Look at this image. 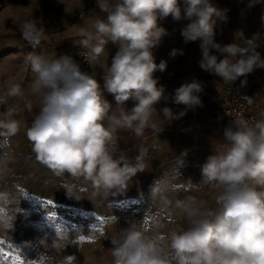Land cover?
I'll list each match as a JSON object with an SVG mask.
<instances>
[{
	"label": "clouds",
	"instance_id": "1",
	"mask_svg": "<svg viewBox=\"0 0 264 264\" xmlns=\"http://www.w3.org/2000/svg\"><path fill=\"white\" fill-rule=\"evenodd\" d=\"M259 2L249 0L248 7ZM96 7L104 16L94 17L91 32L81 27L79 43L87 50L89 64L99 62L109 41L119 44L111 64L101 65L103 88L70 56L50 59L27 54L25 62L35 74L31 92L39 97V111L26 136L36 160L55 176L83 178L93 195L108 197L125 192L132 178L147 169L146 150L140 147L130 159L119 147V133L128 132L137 140L146 130L158 135L166 124L186 114L168 106L156 108L165 86L155 73L168 66L167 60L157 63L153 51L168 34L161 20L169 16L189 20L181 29L184 42L200 41V67L225 82L243 76L241 85H246L247 74L264 69V58L258 51L260 33L249 38L237 30L234 42L216 41L217 24L228 19V9L213 0H183V4L181 0H96ZM18 28L33 49L45 37V24L38 18L23 19ZM170 55H183V49L174 48ZM105 90L114 103L105 97ZM203 91L200 81H186L171 98L194 108L203 106ZM7 97L25 94L18 83H11L0 104H6ZM245 99L251 103L249 96ZM129 100L134 102L130 108ZM24 107L33 112L31 100L25 98ZM18 115L16 104L0 112V142L5 145L20 130ZM223 136L229 146L213 152L201 167L200 183L215 191V206L177 201L187 226L171 230L164 240L149 234L141 221L131 220L110 237L113 264H174V259L179 264H264V119L249 121L238 115L223 129ZM150 194L152 200L160 196L165 205L170 203L158 181ZM153 224L160 227L158 219Z\"/></svg>",
	"mask_w": 264,
	"mask_h": 264
},
{
	"label": "rangeland",
	"instance_id": "2",
	"mask_svg": "<svg viewBox=\"0 0 264 264\" xmlns=\"http://www.w3.org/2000/svg\"><path fill=\"white\" fill-rule=\"evenodd\" d=\"M213 3L220 8L241 6V10L237 7L233 14H241L244 19L233 26L240 25L249 38L260 33L264 41V0L253 7H248L249 0H213ZM86 5L89 6L85 8ZM96 15L104 16L96 7V0H0V92L5 95L9 84L18 83L26 89L25 97L16 105L24 104L25 98L32 101L33 93L28 87L35 74L25 62L29 53L43 54L50 59L67 55L79 64L83 55L88 54L79 43L82 39L79 31L81 27L93 31ZM36 18L45 24V37L33 49L23 39L18 24L23 19ZM160 23L168 34H176V28L187 24L169 18ZM217 26L222 27L221 24ZM165 38L153 50L157 63L162 60L159 47ZM118 49V43L109 41L99 62L107 59L111 63ZM258 51L264 58V42ZM159 73L157 71L155 76ZM246 78L253 92L251 102L264 119V69L258 68ZM171 79L174 82L175 76ZM190 79L187 82L198 80L203 85L204 91L200 94L203 106L188 108L174 103L171 97L180 85L171 86L169 91L165 89L164 98L156 108L168 106L176 113L182 108L186 110L183 118L166 124L158 135L146 130L140 140L128 132L120 133L121 150L130 159H135L140 147L146 150L147 169L137 173L128 189L117 195H93V189L83 178L55 176L36 160L26 137L19 140L11 137L6 145L0 142V264H13L17 253L25 264L28 261L36 264H113L110 237L131 220L141 221L149 234L164 240L171 230L187 226V217L176 207L177 201H203L214 207L216 193L200 183L201 167L209 155L225 151L229 146L223 129L230 123L224 116L223 106L219 105V91L225 83L216 85L213 80L196 76ZM159 83L163 85L160 78ZM133 103L129 100L128 107ZM2 106L5 108L4 104ZM1 107L0 112H3ZM156 119L162 118L157 116ZM156 181L163 196L170 201L167 205L160 196L151 198V187ZM44 201L53 203L49 205ZM52 205L75 208L77 212L56 211ZM97 217H103L104 222L101 224ZM154 218L160 221L158 229L153 224ZM93 225L98 227L93 228ZM80 235H91L93 239L80 242Z\"/></svg>",
	"mask_w": 264,
	"mask_h": 264
},
{
	"label": "crops",
	"instance_id": "3",
	"mask_svg": "<svg viewBox=\"0 0 264 264\" xmlns=\"http://www.w3.org/2000/svg\"><path fill=\"white\" fill-rule=\"evenodd\" d=\"M237 7L241 10V6H238V5H236L234 8H233V6H230V5L224 7V9H228V13H227L228 19L226 21H219L218 22V24H221L222 27L217 26V28H216L217 31H216L215 39L217 42H219L221 44L232 43L235 40V33H236V31H234V28L237 30H241L240 25L233 26V23H241V20L244 19V17L241 14H233V12L237 11L235 9ZM168 18L171 20H174L172 18V16L167 17L165 20H168ZM179 22L186 24L190 21L187 19H181V20H179ZM181 29L182 28H176V31H177L176 34H168L167 36H165L166 38L164 39L163 44L159 47V49H160V56L159 57L162 60H167L168 66L164 72L159 73L158 77L163 82V85L165 86V89L167 91H169L171 86H173L174 88H175V86H178V85L181 86L183 83L188 81V79H190V78L192 79L195 76L197 79L213 80L216 85H220L221 83L232 84V83H237V82L240 84L241 81L245 79V77L242 76L232 83L231 82H225V81H223V79L220 76H218L212 72L203 70L199 64V61L202 57V51L200 50L201 49L200 48V41H192V42L185 43L183 37L179 38L181 36V34H179V32H180L179 30H181ZM237 42L238 43L240 42L239 38L237 39ZM261 42H264V41H262V38H261ZM198 45H199V47H198ZM174 48L183 49V55H177L175 57H172L170 55V53H171L172 49H174ZM213 52L215 54H217L220 59H223V55L216 52L215 49L213 50ZM171 60L173 62H171ZM172 63L174 64V66H172ZM107 64L108 65L111 64L107 59H102L101 63L100 62L97 63L96 61L93 62L92 74L100 82L102 88H103V84H104V74L105 73H104V68L101 65L107 66ZM172 75L175 76L174 82H172V79H171ZM245 86H246V89L242 90V91H243L245 96L250 97L251 93H253V92L251 91V88L249 86L248 78H247V84ZM21 88L25 92L24 89H26V88H23L22 86H21ZM28 88L30 89L29 92H31V86ZM5 91H7V89ZM26 93H28V92H26ZM104 95L109 101H111L113 103L115 102L113 95L108 93L106 90L104 91ZM0 96H4V93L0 92ZM18 100H20V98L7 97V103L4 104L5 108L2 106L3 111L7 107L14 105V103L16 104L18 102ZM32 102L34 105L32 113H29L25 109L23 102L20 105H18L19 115L16 117V119L19 120L21 127H20L19 132L15 136H13L16 140H19L20 138H24V137L27 138V136H26L27 128L31 126L32 117L35 114V112L39 111V108H38L39 97L37 95L33 94ZM1 105H0V107H1ZM219 105L222 107L221 89L219 91ZM2 107H1V109H2ZM181 111H182V108L179 109V112H181ZM181 118H183V116ZM121 141H123V140L120 138V133H119V147H120V149H122L121 144L123 143ZM124 142H126L125 138H124ZM68 208H71V207H68ZM174 264H179V261L174 259Z\"/></svg>",
	"mask_w": 264,
	"mask_h": 264
},
{
	"label": "built area",
	"instance_id": "4",
	"mask_svg": "<svg viewBox=\"0 0 264 264\" xmlns=\"http://www.w3.org/2000/svg\"><path fill=\"white\" fill-rule=\"evenodd\" d=\"M86 55L80 60V68L82 71L92 74L93 62L89 64L86 59ZM221 103L224 110L225 118L231 123L236 116H241L246 120L255 121L259 119L258 114L251 107L250 103L243 98V91L240 84H224L221 87Z\"/></svg>",
	"mask_w": 264,
	"mask_h": 264
},
{
	"label": "snow or ice",
	"instance_id": "5",
	"mask_svg": "<svg viewBox=\"0 0 264 264\" xmlns=\"http://www.w3.org/2000/svg\"><path fill=\"white\" fill-rule=\"evenodd\" d=\"M44 203H47V204L51 205L53 202L52 201H44ZM97 220L101 224L104 222V218L103 217H97ZM147 223H148V221L145 220L144 221L145 226H147ZM97 227H98L97 225H93V228H97ZM98 230L101 231V232L103 231L102 227H99ZM92 239H93V237L91 235H87V236L80 235V236H78V240L80 242L91 241ZM69 259H71V258H69ZM17 262H18V264H25V261L23 259H21V256H20L19 253L16 254L15 259L13 260V264H17ZM27 264H36V262L35 261H28Z\"/></svg>",
	"mask_w": 264,
	"mask_h": 264
},
{
	"label": "trees",
	"instance_id": "6",
	"mask_svg": "<svg viewBox=\"0 0 264 264\" xmlns=\"http://www.w3.org/2000/svg\"><path fill=\"white\" fill-rule=\"evenodd\" d=\"M76 16H78V14L76 15ZM73 20H74V18H73ZM240 86H241V90H245L246 89V86L245 85H241V83H240ZM243 98L245 99V95H244V93H243ZM245 100H247V99H245ZM248 101V100H247ZM250 105H251V107H255L254 106V104H252V103H250ZM254 111H256V113L258 114V116H259V119H261V114L260 113H258L257 112V110L254 108ZM54 210H56V211H60V212H69V213H76V210L74 209V208H68V207H63V206H54V205H52L51 206Z\"/></svg>",
	"mask_w": 264,
	"mask_h": 264
},
{
	"label": "water",
	"instance_id": "7",
	"mask_svg": "<svg viewBox=\"0 0 264 264\" xmlns=\"http://www.w3.org/2000/svg\"><path fill=\"white\" fill-rule=\"evenodd\" d=\"M88 6H89V5H86L85 8L88 7Z\"/></svg>",
	"mask_w": 264,
	"mask_h": 264
}]
</instances>
